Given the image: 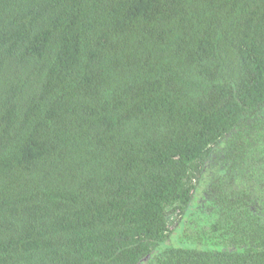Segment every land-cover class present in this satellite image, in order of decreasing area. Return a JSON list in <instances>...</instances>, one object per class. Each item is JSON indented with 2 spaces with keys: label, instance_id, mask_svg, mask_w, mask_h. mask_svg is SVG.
Masks as SVG:
<instances>
[{
  "label": "trees",
  "instance_id": "trees-1",
  "mask_svg": "<svg viewBox=\"0 0 264 264\" xmlns=\"http://www.w3.org/2000/svg\"><path fill=\"white\" fill-rule=\"evenodd\" d=\"M0 264H264V0H0Z\"/></svg>",
  "mask_w": 264,
  "mask_h": 264
}]
</instances>
